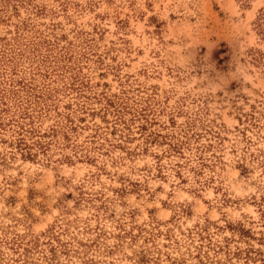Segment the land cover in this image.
Returning a JSON list of instances; mask_svg holds the SVG:
<instances>
[{"label": "rangeland", "instance_id": "1", "mask_svg": "<svg viewBox=\"0 0 264 264\" xmlns=\"http://www.w3.org/2000/svg\"><path fill=\"white\" fill-rule=\"evenodd\" d=\"M264 0H0V264H264Z\"/></svg>", "mask_w": 264, "mask_h": 264}, {"label": "trees", "instance_id": "2", "mask_svg": "<svg viewBox=\"0 0 264 264\" xmlns=\"http://www.w3.org/2000/svg\"><path fill=\"white\" fill-rule=\"evenodd\" d=\"M256 25L258 34L264 39V14L258 19Z\"/></svg>", "mask_w": 264, "mask_h": 264}]
</instances>
